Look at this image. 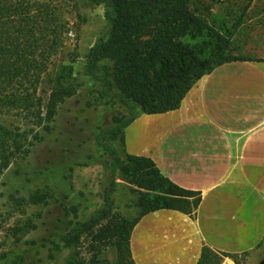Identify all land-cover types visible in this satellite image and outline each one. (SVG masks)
Returning <instances> with one entry per match:
<instances>
[{"label": "rangeland", "instance_id": "1", "mask_svg": "<svg viewBox=\"0 0 264 264\" xmlns=\"http://www.w3.org/2000/svg\"><path fill=\"white\" fill-rule=\"evenodd\" d=\"M34 1L48 3L63 24L34 97L45 103L58 81L67 82L74 95L58 107L49 125L37 126L25 113L0 114L4 148L13 153L0 175V257L6 256L0 264H72V256L79 264H118L116 224L136 218L138 199L146 191L111 171L112 157L106 148L112 140L105 132L115 119L129 117L118 97L112 64L96 62L97 78L111 82L107 95L103 83L86 71L87 54L108 31L104 10L87 0ZM245 1L195 0V4L210 27L227 38L228 20ZM202 40L208 38L191 44ZM111 190L106 208L104 197ZM76 224L84 226L72 230ZM64 237L75 239L74 247L65 245ZM263 261L264 240L240 260Z\"/></svg>", "mask_w": 264, "mask_h": 264}, {"label": "trees", "instance_id": "2", "mask_svg": "<svg viewBox=\"0 0 264 264\" xmlns=\"http://www.w3.org/2000/svg\"><path fill=\"white\" fill-rule=\"evenodd\" d=\"M47 1V0H46ZM104 10L108 31L94 42L86 56V71L103 83L108 94L111 82L97 78L96 62L112 64V77L119 99L129 117L114 120L105 132L112 143L106 150L112 157L111 171L138 184L146 191L138 199L139 213L133 220L122 219L115 228L114 245L118 264H134L129 236L144 215L174 210L191 215L200 202L197 192L184 190L164 178L150 159L125 153L124 130L138 114H161L179 107L192 85L213 68L238 60L229 51L230 41L215 32L195 0H87ZM58 15L48 3L34 0H0V114L25 113L35 123L49 125L58 107L74 95L67 82L58 81L44 103L35 98L36 86L46 71V61L62 33ZM202 40L200 44L192 41ZM0 133V175L13 153L7 154ZM114 186V183H113ZM113 190L104 197L106 208ZM105 212L107 209L104 210ZM76 224L72 230H79ZM68 246L75 239L63 238ZM246 255L217 254L203 248L197 264H234ZM6 259L5 255L0 260ZM72 264H79L74 256Z\"/></svg>", "mask_w": 264, "mask_h": 264}, {"label": "crops", "instance_id": "3", "mask_svg": "<svg viewBox=\"0 0 264 264\" xmlns=\"http://www.w3.org/2000/svg\"><path fill=\"white\" fill-rule=\"evenodd\" d=\"M228 21L239 59L197 80L177 109L138 114L124 130L125 153L200 195L191 215L161 209L137 221L134 264H197L203 248L241 256L264 240V0Z\"/></svg>", "mask_w": 264, "mask_h": 264}, {"label": "water", "instance_id": "4", "mask_svg": "<svg viewBox=\"0 0 264 264\" xmlns=\"http://www.w3.org/2000/svg\"><path fill=\"white\" fill-rule=\"evenodd\" d=\"M262 264H264V261L262 262Z\"/></svg>", "mask_w": 264, "mask_h": 264}]
</instances>
